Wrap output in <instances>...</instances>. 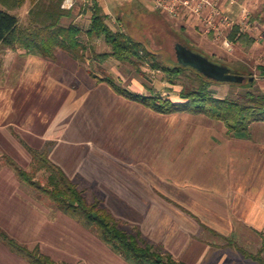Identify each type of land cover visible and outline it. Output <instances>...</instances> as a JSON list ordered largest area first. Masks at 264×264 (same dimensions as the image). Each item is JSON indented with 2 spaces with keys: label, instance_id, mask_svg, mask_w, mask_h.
I'll return each mask as SVG.
<instances>
[{
  "label": "crops",
  "instance_id": "crops-1",
  "mask_svg": "<svg viewBox=\"0 0 264 264\" xmlns=\"http://www.w3.org/2000/svg\"><path fill=\"white\" fill-rule=\"evenodd\" d=\"M36 2L0 0V9L11 6L13 11ZM79 2L84 4L67 14L62 24L73 23L81 30L82 58L74 59L57 49L56 59L51 60L28 56L22 46H0V227L11 225L10 220L23 230L35 227L34 248L58 262L128 264L94 233L64 213L43 206L25 190L6 158L33 170L31 150H37L75 184L87 186L93 200L99 199L119 221L139 230L156 251L186 264H259L238 249L247 250L242 241L249 237L260 246L248 252L257 254L264 248V123L252 125L249 139H238L230 136L223 123L203 115L175 113L170 116H192L191 122L163 127V136H158L161 146L152 148L151 136L136 141L129 124L130 120L134 123L138 102L117 93L106 77L91 70H83L85 78L78 87L67 80L71 63L85 69L108 61L97 51L105 40L88 37L92 12L87 0ZM105 2L99 0V5L111 20ZM146 2V9L159 14L150 0ZM32 9L24 17L15 14L22 28L34 25ZM228 11L233 22L241 18L240 5ZM241 35L232 39L239 41ZM89 80L93 85L87 86ZM105 100L110 101L108 107H104ZM146 111L169 116L151 108ZM124 113L126 120L119 116ZM201 116L211 121L202 123ZM162 151L170 165L156 168L153 161ZM249 160L256 170L250 177ZM39 173H46L48 179L46 171ZM231 237L232 245L226 240Z\"/></svg>",
  "mask_w": 264,
  "mask_h": 264
},
{
  "label": "trees",
  "instance_id": "trees-1",
  "mask_svg": "<svg viewBox=\"0 0 264 264\" xmlns=\"http://www.w3.org/2000/svg\"><path fill=\"white\" fill-rule=\"evenodd\" d=\"M63 2L64 0H38L35 3V8L30 12L35 26L29 28L20 26L17 15L0 9V46L6 49L22 46L27 50L28 56L51 60L56 59L57 49L64 50L74 59L82 58L85 54L82 32L73 23L68 26L62 24L65 16L74 10L65 12L62 9ZM86 6L92 12V23L87 32L88 37L93 41L103 38L111 48L110 53L101 55L100 58L103 61L113 57L122 62L136 65L138 62L141 63L144 58L140 54V51L143 50L145 56L152 61L154 68L168 74H184L183 67L171 70L162 66L156 61L154 54L146 50L141 43L131 41L120 31H114L108 24L109 17L103 13L99 0H87ZM254 19L253 17L252 20ZM235 30L237 32L240 29L236 28ZM235 35L236 33L233 36ZM239 43L246 50H250L255 45V39L248 33H244L241 35ZM258 70L260 76L264 78V65L259 66ZM232 73L244 77L246 80L244 72L235 70ZM195 76L191 80L192 86H185L181 89V102L164 99L154 93L150 97L132 93L126 88L118 86L110 77H106L105 81L120 95L142 103L158 113L169 115L188 112L223 123L230 136L234 138L249 139L252 125L258 122L264 123V93L255 94L247 91L237 98H219L212 90L214 82L198 72ZM254 84H256V80L251 73L247 85L253 87ZM31 152L34 158V168L31 172L26 171L15 161L6 158L19 180L47 196L57 211L64 213L86 230L94 233L128 264H186L170 255L156 251L153 245L143 238L139 230L128 232L124 229L125 225L102 206L101 201L95 200L90 203L78 185L70 180L59 166L50 161L45 153L37 150H31ZM42 170L49 175L45 185L35 181L37 174ZM0 240L14 254L25 259L28 264H71L54 260L43 254L39 247L29 248L19 243L1 228ZM226 240H228V244H233L232 237L226 238ZM238 250L246 258L264 264V248L257 254H252L243 248Z\"/></svg>",
  "mask_w": 264,
  "mask_h": 264
},
{
  "label": "rangeland",
  "instance_id": "rangeland-1",
  "mask_svg": "<svg viewBox=\"0 0 264 264\" xmlns=\"http://www.w3.org/2000/svg\"><path fill=\"white\" fill-rule=\"evenodd\" d=\"M243 1L244 0L240 2V5L244 6L248 11L246 20H243V17H241L240 19L235 20V24L231 26L224 25L221 20L219 23L217 21L216 23L218 24H216V26L218 29L217 31L212 32H208L206 21L204 19L203 21L200 20L202 18L177 21L168 20L165 16H162V13L158 14L150 9H146V0H106L104 8L107 7L112 12V19H108V24L114 31H120L131 41L141 43L146 50L154 54L156 61L164 67H168L171 70L183 67L179 64L176 54V46L181 44L192 49L194 52L209 58L212 62L231 69V71L239 70L244 72V74H246V80L243 83H216L212 81L214 82L212 90H214L217 97L237 98L239 95L244 94L247 91H251L255 94L264 93V78L260 76L258 70L259 66L264 65V0ZM79 3H77L75 8L84 4L82 2ZM6 7L9 9L5 11L24 17L27 16L28 9H31L32 7L35 8V4L32 3L23 8L15 7L16 9H12L13 11H10L11 6ZM253 17L255 18L254 20H252ZM33 24L35 26V23ZM240 27L245 29L244 33H248L250 37L255 39V45L250 50H246L242 44L239 43V41H235L234 48L232 50L224 47L223 41L226 38L234 41L233 39L236 38L240 32V30L235 32V29H240ZM235 33L236 35L233 36ZM97 51L98 53L104 54L110 53L111 48L107 47L103 41L98 44ZM140 54L144 58L141 63L138 62L136 65L122 62L121 60L113 57H110V59H107L108 61L104 63L100 64V62H97V64L93 66L85 67V69H79L74 63L70 62L71 66L69 71L71 72V77H67V80L71 81V85L73 87H78L80 86L79 82L85 78L84 71L91 70L93 73H98L100 77H110V79H113L118 86L126 88L132 93L149 97L152 96V93H154L164 99L167 98L175 102H181V89L185 86H192L191 80L196 77L195 75L197 72L192 68L183 67V69H185L184 74H168L165 71L154 68L152 66V61L145 56L143 50L140 51ZM66 61H69V59ZM251 73L254 75L256 80V84H254L253 87L247 85ZM83 85L85 84L82 83L81 86ZM90 85H93L91 80H89V84L87 86ZM107 102V100L104 101V107H108L110 105V101L108 103ZM135 107L136 116L134 123L133 120H130L129 124V127L131 126V136L132 138H135L136 141L142 142L145 139H149L148 136H151L150 141H152V143L150 146L152 148L161 146L159 143L161 138L158 136H163V127L171 126L176 123L187 124L190 123L192 119V116H170V114L169 116L160 117L146 111V108L149 107H146L139 102L135 105ZM119 116L123 120L127 119L125 113ZM200 119V122L202 123L209 121L207 118H202V116ZM259 123L263 124V122H258L257 124ZM123 126H127V122H124ZM261 136H263L262 139L264 140V132L261 133ZM199 152L201 154L205 153L203 152V148H200ZM160 155L161 156L156 159V161H153L155 162L153 166L160 168L165 164L170 165V161L169 163H165L166 153L162 151ZM249 161L247 170L250 177L256 170L251 169L252 166L250 163L252 160ZM186 165L187 164H185V166ZM24 169L28 172L32 171L29 167ZM175 171L174 165L172 169L173 175H175ZM35 181L45 185L47 183V174L38 173ZM23 185L25 190L33 193L35 199H37L43 206L53 209L54 212L56 211L54 204L47 196L41 194L37 190H34L29 185ZM78 187L85 193V197L90 203L95 200H99L97 198L93 200L94 197H92L91 190L87 186L78 185ZM11 214L14 217L16 215V213L13 212ZM10 222L11 225L5 223V229L9 231L8 234L19 243L24 244L29 248H34L36 233L35 227L31 226L26 230H23L15 223V220H10ZM123 225H125V223H123ZM5 229L3 230L5 231ZM124 229L128 232L133 231V229H130L126 225ZM249 238L242 241L243 247L247 250L251 251L253 250L251 248H258V246H260L258 243H252ZM216 241L218 243H224L219 239H216ZM0 264H28V262L14 254L2 241H0Z\"/></svg>",
  "mask_w": 264,
  "mask_h": 264
},
{
  "label": "built area",
  "instance_id": "built-area-1",
  "mask_svg": "<svg viewBox=\"0 0 264 264\" xmlns=\"http://www.w3.org/2000/svg\"><path fill=\"white\" fill-rule=\"evenodd\" d=\"M242 0H150L155 9L168 17L181 18L183 20H191L195 18H205L208 26V32L217 30L215 19L220 18L222 23L227 26L235 24L229 16V9L234 5H240ZM253 1V0H247ZM78 0H65L62 8L64 10H72L77 6ZM224 4L225 6L221 7ZM241 6V17L246 20L248 16L247 9ZM209 11V13H207ZM207 13V15H206ZM245 32L243 27H240L238 36ZM234 41L226 38L223 41L224 47L232 50Z\"/></svg>",
  "mask_w": 264,
  "mask_h": 264
},
{
  "label": "water",
  "instance_id": "water-1",
  "mask_svg": "<svg viewBox=\"0 0 264 264\" xmlns=\"http://www.w3.org/2000/svg\"><path fill=\"white\" fill-rule=\"evenodd\" d=\"M176 54L180 65L194 69L210 81L216 83H243L245 81L244 77L233 74L231 69L212 62L209 58L184 45L176 46Z\"/></svg>",
  "mask_w": 264,
  "mask_h": 264
},
{
  "label": "bare ground",
  "instance_id": "bare-ground-1",
  "mask_svg": "<svg viewBox=\"0 0 264 264\" xmlns=\"http://www.w3.org/2000/svg\"><path fill=\"white\" fill-rule=\"evenodd\" d=\"M160 13V12H159Z\"/></svg>",
  "mask_w": 264,
  "mask_h": 264
}]
</instances>
